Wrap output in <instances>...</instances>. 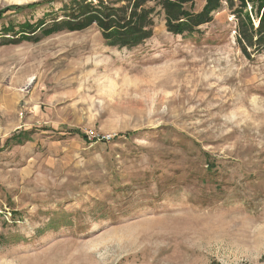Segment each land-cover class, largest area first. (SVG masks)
Returning <instances> with one entry per match:
<instances>
[{"label":"rangeland","instance_id":"rangeland-1","mask_svg":"<svg viewBox=\"0 0 264 264\" xmlns=\"http://www.w3.org/2000/svg\"><path fill=\"white\" fill-rule=\"evenodd\" d=\"M257 1L187 36L149 1L135 48L96 24L0 44V264H264V56L238 19L256 29Z\"/></svg>","mask_w":264,"mask_h":264},{"label":"trees","instance_id":"trees-1","mask_svg":"<svg viewBox=\"0 0 264 264\" xmlns=\"http://www.w3.org/2000/svg\"><path fill=\"white\" fill-rule=\"evenodd\" d=\"M149 1L152 0H46L32 3L26 7L17 6L10 10L21 13L31 12L45 5L67 3L62 9V20H59L58 14L54 15V12L44 14L43 18L36 22L25 21L16 24L10 20L0 31V39H4V42L0 40V44H18L24 40L38 41L39 32L46 37L62 30H85L96 24L112 45L135 48L150 38L153 33L152 14L155 7H149L147 5ZM156 1L157 5H161L166 12L168 31L175 35H193L200 26L211 22L213 14L221 8L220 0H207L206 6L199 13L187 10L185 7L191 4L192 9L196 0ZM240 1L244 7L245 0ZM122 3H127V5L118 8L117 5ZM8 10L0 11V20H4ZM255 12L259 19L256 29L248 15L245 16V20L248 21L247 26L244 24L245 20L242 15L238 18L241 25L239 29L240 43L248 56H250L248 48H251L254 54L264 56V0L257 1ZM51 17L55 18L52 19V25L49 26L47 20ZM131 135V133L126 134L127 137ZM122 136L124 137V135Z\"/></svg>","mask_w":264,"mask_h":264}]
</instances>
